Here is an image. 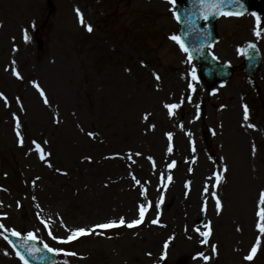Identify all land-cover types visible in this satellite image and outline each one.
<instances>
[{
    "label": "rangeland",
    "instance_id": "rangeland-1",
    "mask_svg": "<svg viewBox=\"0 0 264 264\" xmlns=\"http://www.w3.org/2000/svg\"><path fill=\"white\" fill-rule=\"evenodd\" d=\"M262 27L264 12L217 21L216 54L235 70L223 86H209L170 39L179 27L169 0H0V223L8 229H0V264H24L3 238L11 230L57 250L54 264H264L256 215L264 191ZM249 42L262 54L256 87L237 51ZM165 104L181 106L169 116ZM214 173L223 177L215 187ZM141 204L138 226L59 242L69 230L138 219ZM258 237L256 256L244 260Z\"/></svg>",
    "mask_w": 264,
    "mask_h": 264
},
{
    "label": "snow or ice",
    "instance_id": "snow-or-ice-1",
    "mask_svg": "<svg viewBox=\"0 0 264 264\" xmlns=\"http://www.w3.org/2000/svg\"><path fill=\"white\" fill-rule=\"evenodd\" d=\"M176 2H177V0H169V3H172V4H175ZM199 2H200V5H201V9H202V15L204 16L205 19L207 18V16L209 14H211V15H223V16H234V15L235 16H239V15H242L241 12L225 11L224 7H223L226 3H229V2L234 3V4H239V0H199ZM241 7H242V5H241ZM76 11H77L78 17L80 18V23L82 25H84V18H83L82 13H80L79 9H77ZM253 15L255 16L256 14L253 13ZM176 19L177 20L180 19L179 15H176ZM259 23H260V18L257 17V24H259ZM86 28H87L88 32H92V30H93L91 25H86ZM255 35L256 36H260L261 33L259 31H256ZM25 39L26 40L28 39L27 33H25ZM170 39H172L177 44H179V46H180L182 51H184L185 53L189 52L188 48L185 47L184 43L182 42V40H181V38L179 36L173 35V36L170 37ZM255 47H256L255 44H249L248 45V49H255ZM237 51H238V53L240 55L247 56L249 54L247 49H245V48H239V49H237ZM213 58L215 59V57H213ZM189 59H191V54H189ZM13 75H15L18 79L21 78L20 77V73L15 71V70H13ZM155 78H156V80L160 79L159 75H156ZM196 78L197 77L195 75V69H193L192 79L196 80ZM34 87L37 88L40 96L44 97V101L43 102L45 104H48L49 101H48L44 91L40 88L39 84H35L34 83ZM189 87H192V85H189ZM193 91H195V89H193ZM212 94L215 95V92H213ZM0 98L4 99L5 103H7V98L4 97L3 93H0ZM180 106H181L180 104H165L164 105V107L168 110L169 116L174 115L175 114L174 110L180 108ZM144 118L147 119V116H145ZM197 118H199V117L197 116ZM243 119L245 121H248V119H249V109H248L247 105L243 106ZM248 126L249 127H254V125H251V124H249ZM20 127H21L20 121L17 118L16 119V124H15L16 135H17V137H20L19 144L21 146H23L24 141H23V137L21 136L20 131H19ZM154 127L155 126L153 125V128ZM87 135L88 136H93V133L89 132V133H87ZM189 135H191V134L189 133ZM167 137H168V140L171 141L173 139L172 133H168ZM32 143L35 145V150L39 154V158L41 160H45L46 156L44 154V151H43L41 145L36 143V141H33ZM45 143H47V141H45ZM167 150H168L169 153H171L173 151L171 145H169ZM193 151H195V147L194 146H193ZM48 155H50V153ZM135 155H140V154L136 153ZM88 159H90V158H88ZM149 159H151V158H149ZM175 165H176V162L173 161L170 165H168V167L169 168H173V167H175ZM48 166L51 167V164H49ZM224 171H227L226 166L224 168ZM213 178L215 179V185H213L214 187L218 186L221 183L222 179H223L222 175L216 174V173L213 174V177H209L210 180L213 179ZM133 179H135V178L133 177ZM161 179L163 180V176L161 177ZM167 179L170 182L172 180V177L168 176ZM136 183L140 184V181L136 180ZM187 186L188 185H186V187ZM204 192L205 193L209 192V189H208L207 186L204 188ZM210 195L215 200V208L217 210V213L219 214L220 210L222 209L221 200L219 199V197L217 196V194L215 192H211ZM162 202H163V196L160 197V201L158 202L157 207H159V204L162 203ZM206 205H207V202L205 201L204 210H206ZM148 206L149 207L151 206L150 202H149ZM37 207H39V206L37 205ZM146 211H147V207L144 204H141V205H139V218L138 219H135V220H132L131 222L126 223L124 217H120L118 221L110 220V221H108L106 223L97 224V225H95V226H93L91 228H88V229L78 228V229L69 230V235L67 236V238L66 239H62L59 242L63 243V244L70 243V242H72V241H74V240H76V239H78L80 237L96 234L97 233V229H110V228H116V227H120V226H126L128 228H132V227L138 226L139 224L143 223ZM256 215L258 216L259 221H260V223L257 224V227H258L260 233H264V191H261L260 194H259L258 211H257ZM151 223L152 224H158L159 223L158 217H157V219H153L151 221ZM205 227L208 230L200 232V235L205 238L203 242L207 243V238L211 235V228L208 225H206ZM0 229H4V231H8V229H5V226L2 223H0ZM197 231H200V230L197 229ZM11 234L13 236H17V237H20V235H21V233L15 231V230H11ZM49 235L51 236L52 233L49 232ZM3 238L5 240H8V236H6V235ZM36 238L37 237L32 232H29L25 239L26 240H35ZM52 238L53 239H57L55 236H53ZM8 242H9V244H12V241L8 240ZM260 246H261V241H260V239L258 237L256 242H255V244L251 247L249 254L244 257V260L252 261L254 259V257L256 256L258 248ZM13 247H15L14 244H13ZM21 247H25L27 249V251L29 252V255H32L35 252L39 251V249H36L34 246H29L26 243L25 244H21ZM44 247L47 248L49 252L57 251L55 249L49 248L47 244H45ZM165 248H167V243L165 244ZM212 251L214 253L216 252V246L215 245L212 246ZM5 255H7V253H5ZM16 255L19 257V259L21 261L24 262V264H28V261L25 259V257L23 255H21V253L19 251L16 252ZM65 255L75 256L76 253H74V252L65 253ZM200 255L203 257V259L205 261H207L209 259V257L204 256L202 253Z\"/></svg>",
    "mask_w": 264,
    "mask_h": 264
},
{
    "label": "water",
    "instance_id": "water-1",
    "mask_svg": "<svg viewBox=\"0 0 264 264\" xmlns=\"http://www.w3.org/2000/svg\"><path fill=\"white\" fill-rule=\"evenodd\" d=\"M238 5V6H236ZM242 5V7H241ZM229 11L241 12L249 7V0H239V4L226 3ZM236 6V7H235ZM180 24H181V38L183 43L190 48V52L193 57L199 61L202 66L200 68L202 74L208 79L213 81V68H220L218 65L214 64L211 57L207 55L204 44L211 41L215 35L214 33V20L218 15L209 14L206 18L207 22L205 27H200L201 19L204 18L202 15V9L199 0H187V6L180 7ZM248 68L247 71L253 75L258 64H259V53L253 51V49H248ZM251 52V54H250ZM226 75V74H225ZM12 244L22 252L26 260L31 264H52L55 255L48 251V249L39 246L33 240H26L16 236L8 237ZM27 244L29 246H34L39 249L32 255L25 247H21V244Z\"/></svg>",
    "mask_w": 264,
    "mask_h": 264
},
{
    "label": "bare ground",
    "instance_id": "bare-ground-1",
    "mask_svg": "<svg viewBox=\"0 0 264 264\" xmlns=\"http://www.w3.org/2000/svg\"><path fill=\"white\" fill-rule=\"evenodd\" d=\"M194 194V191L192 192ZM193 194H190L189 198L188 199H192L193 200V197L194 195ZM175 195H178V193H176ZM183 198V197H182Z\"/></svg>",
    "mask_w": 264,
    "mask_h": 264
}]
</instances>
